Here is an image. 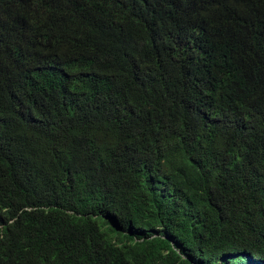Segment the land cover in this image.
I'll return each mask as SVG.
<instances>
[{
    "label": "trees",
    "instance_id": "trees-1",
    "mask_svg": "<svg viewBox=\"0 0 264 264\" xmlns=\"http://www.w3.org/2000/svg\"><path fill=\"white\" fill-rule=\"evenodd\" d=\"M0 264H264V0H0Z\"/></svg>",
    "mask_w": 264,
    "mask_h": 264
}]
</instances>
